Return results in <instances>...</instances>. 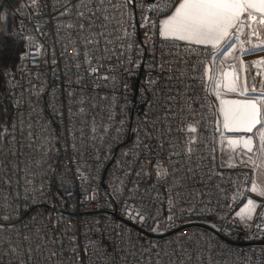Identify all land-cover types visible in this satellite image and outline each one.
<instances>
[{
  "label": "built area",
  "instance_id": "2783aa9c",
  "mask_svg": "<svg viewBox=\"0 0 264 264\" xmlns=\"http://www.w3.org/2000/svg\"><path fill=\"white\" fill-rule=\"evenodd\" d=\"M177 1L17 0L0 264H264V199L233 217L253 160L214 148L217 50L159 36Z\"/></svg>",
  "mask_w": 264,
  "mask_h": 264
},
{
  "label": "snow or ice",
  "instance_id": "6c2138e0",
  "mask_svg": "<svg viewBox=\"0 0 264 264\" xmlns=\"http://www.w3.org/2000/svg\"><path fill=\"white\" fill-rule=\"evenodd\" d=\"M35 2L36 0H33V3ZM243 11H248L252 19H255L252 17V11L264 15V0H181L175 12L161 22L160 35L164 38L172 37L196 43L219 40L227 35L229 26L239 21L240 13ZM260 23H264V19H261ZM231 90L235 91V88ZM239 103L242 105L241 109L224 111V127L229 131L253 132L259 126V140L264 146V102L253 99ZM195 130L194 127L188 128L189 132ZM241 140L248 151H252L250 146L252 137H248L247 140L241 138ZM228 143L236 144L239 141L229 140ZM261 150L264 151V147ZM251 191L264 196V188L255 183ZM257 206L254 200L249 199L246 207L242 208L237 215L241 219L251 220Z\"/></svg>",
  "mask_w": 264,
  "mask_h": 264
},
{
  "label": "crops",
  "instance_id": "0c3cea01",
  "mask_svg": "<svg viewBox=\"0 0 264 264\" xmlns=\"http://www.w3.org/2000/svg\"><path fill=\"white\" fill-rule=\"evenodd\" d=\"M181 2V0H178L176 5L174 6V8L166 15L164 16L159 23V28H160V24L164 19H167V17L169 15H172V13L175 12L176 7L179 6V3ZM252 17H255V19H252L249 17L248 15V11H243L240 13V19L239 21H235L231 26H229L227 28V35L224 36L223 38L219 39V40H212L210 42H204V43H196L194 41H187V40H180V39H176V38H172L169 37L168 39H175V40H180L192 45H199V46H207V47H212L215 48L217 50V54L221 53V51L223 50V48L226 46L229 38H232L234 36H236L239 40L242 38L247 37V39L252 40L258 44H264V24H259L258 23V19H264V15H262L260 12H256V11H252ZM159 36L160 35V31H159ZM164 38V37H162ZM216 54V55H217ZM259 53H253L251 55H255L253 58V76H257V79L254 78L252 82H249L251 84H249V88L247 89L246 84H245V79L243 77V74H241V65H240V60L243 58V56L240 54L239 51V45H235V51H234V57L233 60H231L228 65L229 66H233V71L235 72H239V77L238 79H236L235 81L232 79V74L231 77L228 78L224 83L220 84L218 83V79L216 76H218V73L216 72L217 69L213 68V64L212 61H209L208 63V73H209V78H210V91L211 94L217 104V110L219 112V99L221 97H234V98H238L241 100H247L246 96H253L256 97L258 95H260L261 93H263L264 91V70L262 69V65L264 64V59H262V57L258 56ZM258 57V58H257ZM213 68L212 73L210 74V70ZM257 72V73H256ZM219 86H223V88L226 86L229 89H224L223 91H218L217 87ZM235 88V91H232L231 89ZM249 90V91H247ZM252 100V99H249ZM215 104V105H216ZM215 113H216V108H215ZM220 114V113H219ZM222 127V126H221ZM221 132L222 134H243V133H249L246 131H237V130H233V131H229V132H224L223 127L221 128ZM223 137V136H221ZM220 137V140L218 135L216 134V138H215V142H214V148H215V152L219 161V164L221 166H225L228 165L231 161V150H241L242 148V143L243 141L241 140V138H243L244 140H246V138H248L249 136L245 135V136H239V137H228L227 141L229 140H235V141H239V143L236 144H228L227 147H223L222 143L219 141H222ZM244 144V143H243ZM245 145V144H244ZM252 145H253V139H252ZM251 146V145H250ZM255 149V148H254ZM255 153V152H254ZM247 196L250 198H256V196L253 193H247ZM241 210V205L238 206V208L235 210V212L233 213V217L236 219V215L237 213Z\"/></svg>",
  "mask_w": 264,
  "mask_h": 264
},
{
  "label": "rangeland",
  "instance_id": "374dc122",
  "mask_svg": "<svg viewBox=\"0 0 264 264\" xmlns=\"http://www.w3.org/2000/svg\"><path fill=\"white\" fill-rule=\"evenodd\" d=\"M236 44L239 45L240 54L243 56V58L240 60L241 74H243V77L245 79V84H246V87L248 89L249 84H251L249 82H252L254 78L257 79V76L255 77L252 74L254 71L252 62H253V58L255 55H251V54L259 53L258 56H260V57H262V59H264V44H258L252 40L247 39V37L242 38L240 40L236 36L229 38L226 46L223 48L221 53L217 54L213 58V61H212L213 68L217 69L216 72L218 73V76H216L217 78H215V79H218V83H220V84L224 83L228 78H230L231 74H232V79L234 81L236 79H238L239 72L234 73V71L232 70L234 65L233 66L228 65V63L231 60H233ZM261 67L264 70V64ZM213 68L210 70V74L212 73ZM224 89H229V88H227L226 86L224 88H223V86L217 87L218 91H223ZM247 91H249V90H247ZM246 99L247 100H249V99L253 100L254 99L257 102H264V91H263V93H261L260 95H258L256 97H253L250 95L246 96ZM215 104H216V102H215ZM216 106H217V104L215 105V108H216L215 125H216V131H217L216 134L219 137L218 140H220L221 136L228 138V137H239V136H245V135L252 137V139H253V145L251 142L252 151H248V148L243 143H242V145H243L242 148H243V150L247 151L248 157H251L253 160L252 172H251L249 185L247 188V193L248 192L253 193L256 196V198H250L246 194V197L244 198V200L240 204L241 209H242V208L246 207L249 199L254 200L256 203H258L260 200L264 199V196H260L257 193H254L253 191H251L253 183L259 185L261 188H264V151L261 150L262 147H264V146L261 145L260 140H259V135H260V133L258 131L259 126H257V129H254L253 132L243 133L240 135L238 134V136H237V134H222V132H221L222 119H221V116L217 110L218 108ZM247 139L248 138H246V140ZM219 142L222 143L223 147L225 145L227 146V144L224 143V141H219ZM253 214H254V212H253ZM253 214H252V216H253ZM236 216H237L236 221L241 223V225L245 228L250 220L241 219L238 215H236Z\"/></svg>",
  "mask_w": 264,
  "mask_h": 264
},
{
  "label": "trees",
  "instance_id": "16d2710c",
  "mask_svg": "<svg viewBox=\"0 0 264 264\" xmlns=\"http://www.w3.org/2000/svg\"><path fill=\"white\" fill-rule=\"evenodd\" d=\"M17 0H0V166L6 163V136L11 117V106L3 92V73L11 67L20 51V42L15 31L13 8Z\"/></svg>",
  "mask_w": 264,
  "mask_h": 264
},
{
  "label": "water",
  "instance_id": "95a60500",
  "mask_svg": "<svg viewBox=\"0 0 264 264\" xmlns=\"http://www.w3.org/2000/svg\"><path fill=\"white\" fill-rule=\"evenodd\" d=\"M261 19H258V23L259 24H264V23H260ZM239 102H243V100L238 99V98H234V97H221L219 99V113L222 119V127L224 132H229V130H227L224 127V111L225 110H237L239 105H241Z\"/></svg>",
  "mask_w": 264,
  "mask_h": 264
},
{
  "label": "bare ground",
  "instance_id": "6f19581e",
  "mask_svg": "<svg viewBox=\"0 0 264 264\" xmlns=\"http://www.w3.org/2000/svg\"><path fill=\"white\" fill-rule=\"evenodd\" d=\"M244 101H248V100H244ZM243 101V102H244ZM242 108V105H239V107H238V109L237 110H239V109H241ZM228 130V129H227ZM233 140V139H232Z\"/></svg>",
  "mask_w": 264,
  "mask_h": 264
}]
</instances>
